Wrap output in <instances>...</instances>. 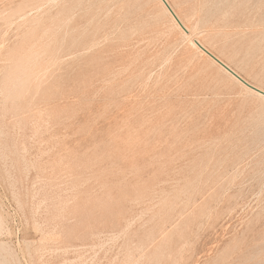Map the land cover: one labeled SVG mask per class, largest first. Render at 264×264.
Here are the masks:
<instances>
[{
  "label": "rangeland",
  "instance_id": "obj_1",
  "mask_svg": "<svg viewBox=\"0 0 264 264\" xmlns=\"http://www.w3.org/2000/svg\"><path fill=\"white\" fill-rule=\"evenodd\" d=\"M149 6L0 0V264H262L264 100ZM240 9L229 49L194 34L264 88Z\"/></svg>",
  "mask_w": 264,
  "mask_h": 264
},
{
  "label": "bare ground",
  "instance_id": "obj_2",
  "mask_svg": "<svg viewBox=\"0 0 264 264\" xmlns=\"http://www.w3.org/2000/svg\"><path fill=\"white\" fill-rule=\"evenodd\" d=\"M120 1H121V7L126 10L127 15L132 11H134L133 8H135V6L136 7L139 6L142 9L149 10L150 9L149 2L150 1L156 2L160 6L162 14L169 19L172 27L180 30L181 35L189 40L191 46H193L197 50V52L201 54H206L210 58V61L213 64L217 65L224 73H226L230 78L235 80L244 90L251 92L264 100V93H263L264 88L262 86L257 85L251 82L250 80H248L246 77H244L237 69L231 66V64H229L227 61L223 60L219 55L215 54L209 47H207V45H205V43L199 37L195 36L194 34L195 28H202L203 35H201V37H203V40H206L216 45L222 44L223 50L229 49L226 46V43L220 42L219 37L223 35L225 38L230 39L231 37L234 36H240L242 38L245 36L244 34L246 33V31L244 28L245 26L243 23L244 21L242 22L241 19L242 16L240 17V15H242L243 12L240 9V6L243 5L247 0L245 1L244 0H194L196 4L186 9L184 16H181L179 14V12L175 9L174 5L169 0H165L169 6H167L163 0H120ZM187 2L190 1L187 0ZM19 66L24 67V64L21 63L19 64ZM263 161L264 159L262 160V163ZM262 185H263V189L261 190L262 196L260 198L261 206L257 212L256 220L257 222L261 223L262 226H264V175H263ZM220 211H222V209ZM262 239H263L262 243L254 247L255 248L254 253L251 252L249 256L245 258V261L246 260L249 261V259H253L259 255H262L261 259L258 260V262L264 264V234Z\"/></svg>",
  "mask_w": 264,
  "mask_h": 264
},
{
  "label": "water",
  "instance_id": "obj_3",
  "mask_svg": "<svg viewBox=\"0 0 264 264\" xmlns=\"http://www.w3.org/2000/svg\"><path fill=\"white\" fill-rule=\"evenodd\" d=\"M163 1L165 2V4H166L167 6H169L165 0H163ZM169 8H170V7H169ZM173 14H174V13H173ZM263 93H264V92H263Z\"/></svg>",
  "mask_w": 264,
  "mask_h": 264
}]
</instances>
